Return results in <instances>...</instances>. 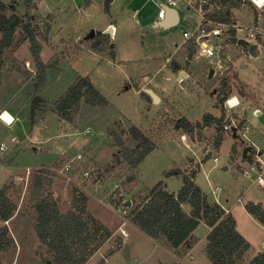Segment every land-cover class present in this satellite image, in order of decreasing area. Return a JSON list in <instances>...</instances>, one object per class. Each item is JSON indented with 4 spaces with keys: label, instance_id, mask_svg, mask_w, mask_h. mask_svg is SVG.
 Segmentation results:
<instances>
[{
    "label": "rangeland",
    "instance_id": "1",
    "mask_svg": "<svg viewBox=\"0 0 264 264\" xmlns=\"http://www.w3.org/2000/svg\"><path fill=\"white\" fill-rule=\"evenodd\" d=\"M2 1L7 9L0 13V25L13 13L36 15L33 26L42 43L41 58L50 66L45 85L37 93V66L26 32L19 29L13 44L3 54L0 114L8 110L15 121L9 125L0 120V146H5L0 149V186L10 182L9 195L17 203V212L7 221L0 219V227L7 225L16 242L10 251L0 256V264H45L52 261L47 247L37 236L35 209L29 201L32 177L42 166L52 167L56 172L50 191L63 212L72 206L74 188L81 191L87 188L88 194L92 193L89 194L90 202L97 207L109 203L115 208L111 203L113 191L121 181L128 198L140 187H152L161 179L165 180L167 189L178 191L183 184V175L194 170L196 183L210 200L218 199L219 203L230 207L238 230L251 244L242 264H251L249 258L262 250L264 224L248 212L246 203L261 202L264 207V188L252 184L253 176L244 175L240 170L247 162L241 152L246 141L230 131H218L214 125L189 135L177 130L175 122L181 116L198 121L206 113H213L222 117L225 124L229 122V116L250 119L254 109L260 107L262 112L258 123L249 135L264 149V10L251 0L252 6L244 4L236 10L243 26L257 25L263 31L259 33L257 56L245 54L242 46L233 43L223 50L224 41L216 57L208 58L196 52L187 59L183 31L192 27L188 16L194 12L183 1L178 4L181 13L178 24L169 28L157 26L152 30L147 26L159 19L158 12L162 8L159 0H113L109 5L107 0ZM253 8L258 10L257 18ZM110 26L114 28L112 38L104 32ZM92 29L101 33L87 39ZM238 32L241 39L250 41L246 30L239 29ZM97 36L104 45L99 43L95 50L92 45ZM108 42L114 43L115 59L109 53ZM169 56L171 61L167 62ZM176 62L186 66L182 74L179 69L174 71ZM211 69H214L213 75H210ZM79 77H88L107 98L108 104L91 106L82 102L72 114L73 119L68 121L61 118L54 107ZM224 81L231 91L228 97H240L241 106L228 109L221 101ZM136 85L153 88L161 96V101L154 103ZM216 85H220V92L214 96L212 90ZM241 89L246 95H240ZM36 95L42 100L33 114L32 102ZM131 125L151 134L156 142L155 148L139 165L140 187L136 185V179L126 181L131 175L126 163L120 164L113 172L104 171L113 160V152H118L119 148L113 145L110 131L116 130L129 141ZM219 134L223 135V141L217 147ZM182 136L186 139L183 140ZM234 144L236 153L232 149ZM208 148L216 149L214 153L219 156V163L210 158L199 165ZM79 153L81 158H77ZM59 161L62 165L53 167ZM68 163L71 169H62ZM91 165L101 168V178L94 175L85 179L82 176V171ZM167 171H172V175L166 176ZM216 185L221 189L214 193L212 187ZM189 207L185 204V211ZM109 212L115 219L112 211ZM129 222L127 229L133 231L128 236L116 230L86 264H102L103 260L104 264H171L179 261L166 247L164 236L154 240L135 231L130 218ZM114 223L110 224L115 229ZM207 229V223L202 220L195 235L203 238ZM119 235L123 241L119 253L107 255ZM199 245L185 257V249L175 251L181 257L180 264H213L204 251V241Z\"/></svg>",
    "mask_w": 264,
    "mask_h": 264
},
{
    "label": "trees",
    "instance_id": "2",
    "mask_svg": "<svg viewBox=\"0 0 264 264\" xmlns=\"http://www.w3.org/2000/svg\"><path fill=\"white\" fill-rule=\"evenodd\" d=\"M212 2L216 3V8L210 13V16L218 21L232 23L237 18V9H241L244 4H252L249 0H212ZM6 9L7 5L0 0V13ZM253 12L257 18L258 10L255 8ZM262 13L264 16V12ZM35 18V14L30 15L27 12L23 16L13 13L3 20L0 25L2 32L0 67L4 63L3 54L13 44L17 31L22 29L26 32V39L31 42V52L37 66L36 92L40 93L45 85L47 68L50 64L41 58L42 43L39 41L38 32L33 26ZM240 40L238 30L230 28L223 50L226 45L233 43L242 46L245 54L253 56L259 54L258 43L250 45L241 43ZM94 41L95 44L92 45V49L97 50L96 47L99 43H101L100 46L104 45L103 40L98 36ZM185 43H187V59H191L196 53V45L193 40ZM106 45L108 47L109 42ZM233 77L236 78V76ZM223 84L224 88L220 98L224 102L231 91L226 81ZM142 93L149 97L144 91ZM240 95H246V91L241 89ZM82 102L91 106L108 104L107 98L88 77H79L58 99L54 110L58 112L61 118L71 121L73 119L72 114ZM245 121L246 118L243 117L241 124L243 125ZM213 125L218 131H224L222 117L213 113H206L203 119L198 121H192L186 116H181L175 122L177 130H182L183 133L189 135H193L195 130L201 132L205 127ZM128 133L130 135L129 141L120 136L116 130L110 131L113 145L119 148L118 152H113V160L104 167V171L106 173L113 172L117 170L120 164L126 163L131 170V175L126 181L134 182L136 179L138 186L139 165L155 148L156 142L151 134L136 125H131ZM222 141L223 135L219 134L218 147ZM232 149L235 153L237 152L235 144ZM60 161L54 163L53 167H60L62 165H60ZM172 173V171H167L166 176H171ZM53 175H56V172L52 170V167L42 166L34 173L29 187V201L32 203L36 215L35 230L41 243L47 247L52 259L50 263L46 261L45 264H86L99 247L112 236L113 231L89 210L87 188L83 189L84 191L74 188L72 206L63 212L58 200L50 191ZM100 176L99 173L97 178H101ZM123 187V181H121L119 187L113 191L114 196L111 203L115 209L127 198L128 192ZM9 190L10 182H5L0 187V219L3 221L13 218L17 212V203L9 195ZM120 192L123 193L122 197H118ZM130 199L132 204L127 206L128 217L133 224L152 238L164 236L171 248L177 253L181 252L182 249L188 252L194 246L197 239L194 237L193 231L202 220L211 227L206 235L204 251L213 264H240L251 248L250 242L238 230L237 220L233 213L227 212L219 202L209 199L208 195L196 183L194 170L183 175V184L176 192L168 190L164 179H161L152 187H140ZM184 204L190 205V212L185 211ZM246 209L264 224V207L261 202L249 201L246 203ZM122 242V236L119 235L116 245L108 251L107 255L111 256L116 253ZM15 244L14 236L9 227L7 225L0 227V256L4 252L10 251ZM250 262L251 264H264V250L258 251ZM101 263L104 264V260Z\"/></svg>",
    "mask_w": 264,
    "mask_h": 264
},
{
    "label": "built area",
    "instance_id": "3",
    "mask_svg": "<svg viewBox=\"0 0 264 264\" xmlns=\"http://www.w3.org/2000/svg\"><path fill=\"white\" fill-rule=\"evenodd\" d=\"M179 1H183L189 10L194 12L193 18L194 23L193 27L186 29L183 31V36L185 38V42L189 40H193L196 45V52L200 56H206L208 58L218 56L220 52V47L223 46V42L225 41L226 37L228 36V31L230 28H235L239 31V29H243L247 31V35L250 38V41H246L250 45L256 44L259 39V33L263 32L259 26L252 25V26H243L241 21L236 18L234 22H227V21H218L210 16V13L213 12L216 8V3L212 2V0H167V4L174 8H178ZM252 1V0H251ZM259 9L264 10V6L260 7ZM160 16L164 17V9L160 12ZM239 33V32H238ZM239 37V34H238ZM241 39V37H239ZM166 61H171V57H167ZM220 85H216L212 90L214 96H217V92H220L218 89ZM235 98L237 103L235 105L228 104L230 99ZM225 106L228 109H233L241 106L242 101L240 97L233 95L231 97H227L224 100ZM262 109L260 107H256L253 111V117L249 119V117L245 116L246 118L245 123L241 124V120L236 116H229V122L224 124V131H230L233 135L237 136L238 138L245 140L246 145H251L252 150L248 152L247 158H245L246 165L241 166L240 170L244 175L253 176L252 184H258L262 188H264V149H261L256 142L254 141L253 137L249 135V133L256 127L254 119H257L261 114ZM13 122L15 121V117L13 116ZM5 122V121H4ZM12 122V123H13ZM88 131V129H87ZM264 137V131H263ZM183 140L186 139V136H182ZM218 139V138H217ZM189 143L187 146L189 147ZM217 146V141H216ZM218 147V146H217ZM5 146L2 144L0 149H4ZM214 148H208L206 153L203 154L205 156L209 151H211V159L215 163H219L220 159L219 156L214 153ZM82 154L79 153L77 158H81ZM62 169L70 170L71 164H65ZM28 172L30 170L28 169ZM100 173L99 168L96 165L87 166L82 171V176L85 179L93 178L94 175H98ZM221 189L219 185L213 186V192H218ZM122 191V189H121ZM123 193L120 192L118 197H122ZM130 201V202H128ZM217 202L218 199L216 200ZM132 204V200L130 198H125L122 203L116 208L118 213L121 216V223L119 225V231L123 236H128L129 232L127 230V226L130 224L128 213L129 210L127 206ZM226 209V208H225ZM229 212L228 209H226ZM262 250H264V241L262 242Z\"/></svg>",
    "mask_w": 264,
    "mask_h": 264
},
{
    "label": "crops",
    "instance_id": "4",
    "mask_svg": "<svg viewBox=\"0 0 264 264\" xmlns=\"http://www.w3.org/2000/svg\"><path fill=\"white\" fill-rule=\"evenodd\" d=\"M159 2L161 3V6L163 5V4H167V1H162V0H159ZM187 7V6H186ZM178 9V11H179V22H180V19H181V13H180V10H179V8H177ZM163 10V7L159 10V19H160V12ZM137 11V10H136ZM193 18V15H189L188 16V19H189V21L191 22V24H192V27H193V23H194V19H192ZM158 20V19H157ZM157 20H155V21H157ZM186 30V29H185ZM187 58V57H186ZM170 62V61H169ZM186 66L185 65H183V64H181L180 62H176V65H173V69H174V71H175V69H179V74L183 71V69H186L185 68ZM184 72V71H183ZM140 89V88H139ZM8 111V110H7ZM246 112V111H245ZM12 114V113H11ZM257 120V123H258V118L256 119ZM257 123H255L256 125H257ZM264 148V147H263ZM193 160V159H192ZM177 173V172H176ZM165 181V180H164ZM3 185V184H2ZM1 185V186H2ZM166 185V184H165ZM0 186V187H1ZM141 185L139 184V187H140ZM102 188V187H101ZM167 188V187H166ZM100 189V188H99ZM169 190V189H168ZM171 191V190H170ZM177 191V190H176ZM175 191V192H176ZM90 195H92V193H89ZM210 199V198H209ZM214 201H216V200H214ZM103 205L101 206L100 205V207H97V205H95L93 202L91 203L90 202V198H89V201H88V208H89V210L96 216V217H98L104 224H106L112 231H113V234H114V232L116 231V230H119V225H120V223H121V216H120V214L118 213V211L115 209V208H113L112 206H111V204H105V203H102ZM224 208H226V209H228L229 211H231L230 210V207H227V206H225L222 202L220 203ZM185 205V204H184ZM184 205H183V207H184ZM189 205V204H188ZM103 206H104V208H106V209H104L103 208ZM103 209H104V211H103ZM109 210H111L112 211V213L114 214V216H115V219L113 218V216H112V214L109 212ZM191 211V207H189V209H188V211L187 212H190ZM232 212V211H231ZM116 220V221H115ZM112 221H114L115 223H114V227H115V229L111 226V222ZM208 225V224H207ZM132 227H133V229L135 230V231H137V232H139V233H141V234H143V235H145V233L138 227V226H136L135 224H132ZM196 229V228H195ZM195 229H194V231H193V235H194V237L197 239V242L194 244V246L188 251V252H185L184 254H183V256L185 257V256H188V255H191L200 245V243H202L203 241H204V247H205V242H206V235L208 234V232L210 231V229H211V227L208 225V229H207V232H206V234L204 235V237L203 238H198L196 235H195ZM128 230V232H129V229H127ZM133 231V230H132ZM131 231V232H132ZM120 232V231H119ZM131 232H129V234L131 233ZM148 236V235H147ZM150 237V236H149ZM152 238V237H151ZM152 239H154V240H156V238H152ZM167 240V239H166ZM167 242V244H166V247L170 250V252H172V254L175 256V257H177V258H179V261H177V262H173V263H177V264H180L182 261H180L181 260V257L175 252V250L174 249H172L171 248V246L169 245V243H168V241H166ZM119 252H116V253H114L113 255H116V254H118ZM113 255H111V256H113ZM207 255V254H206ZM253 257H251V258H249V261L252 259ZM107 261H108V259H107ZM251 263V262H250ZM172 264V263H171ZM240 264H242V262L240 263Z\"/></svg>",
    "mask_w": 264,
    "mask_h": 264
},
{
    "label": "water",
    "instance_id": "5",
    "mask_svg": "<svg viewBox=\"0 0 264 264\" xmlns=\"http://www.w3.org/2000/svg\"><path fill=\"white\" fill-rule=\"evenodd\" d=\"M112 1L113 0H107V4L109 5ZM162 7L164 9V17H160V19L155 21L152 25H148L147 26L148 30H152L154 27H157V26H160L163 28H169V27L179 23V11L177 8L169 6L168 4H163ZM113 30H114V28L112 26H110L104 32L110 34L111 38H112ZM100 33H101L100 30L92 29L91 32L86 36V38L87 39L93 38ZM240 42L245 43L246 41H245V39H241ZM109 47H110L109 53L112 56V58L115 59L116 52L114 50V43L110 42ZM182 73H183V71L180 74H182ZM213 73H214V69H211L210 75H213ZM136 87L140 88L141 91H144L145 93H147L152 98L154 103H159L161 101V96L158 93H156L153 88H151V87H139L138 85H136ZM41 100H42V98L40 97V95H36V97H34L33 102H32V113L33 114L35 112L36 106L38 105V102ZM254 122L257 123V120L254 119ZM250 150H252L251 145H246L243 148V151H242L243 158H247L248 152ZM210 158H211V151H209L201 159V161H199V165H201L202 162H205ZM225 168H227V167H225ZM128 202H130V201H128ZM129 205H130V203H129Z\"/></svg>",
    "mask_w": 264,
    "mask_h": 264
},
{
    "label": "clouds",
    "instance_id": "6",
    "mask_svg": "<svg viewBox=\"0 0 264 264\" xmlns=\"http://www.w3.org/2000/svg\"><path fill=\"white\" fill-rule=\"evenodd\" d=\"M252 3L256 5L258 8L264 6V0H252ZM236 103H237V100L235 98L230 99L228 101V104L230 105H235ZM13 119L14 118L7 111L0 114V120L5 121L9 125L12 124Z\"/></svg>",
    "mask_w": 264,
    "mask_h": 264
},
{
    "label": "bare ground",
    "instance_id": "7",
    "mask_svg": "<svg viewBox=\"0 0 264 264\" xmlns=\"http://www.w3.org/2000/svg\"><path fill=\"white\" fill-rule=\"evenodd\" d=\"M5 111H7V110H5ZM5 111H2L1 113H3V112H5ZM12 117H13V115L9 112V111H7ZM15 264V263H14Z\"/></svg>",
    "mask_w": 264,
    "mask_h": 264
}]
</instances>
